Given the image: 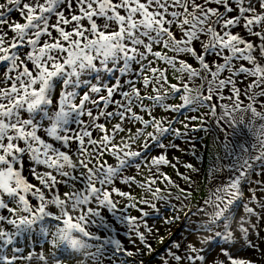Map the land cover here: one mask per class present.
Segmentation results:
<instances>
[{
	"label": "snow or ice",
	"instance_id": "obj_1",
	"mask_svg": "<svg viewBox=\"0 0 264 264\" xmlns=\"http://www.w3.org/2000/svg\"><path fill=\"white\" fill-rule=\"evenodd\" d=\"M0 264H264V0H0Z\"/></svg>",
	"mask_w": 264,
	"mask_h": 264
},
{
	"label": "rangeland",
	"instance_id": "obj_2",
	"mask_svg": "<svg viewBox=\"0 0 264 264\" xmlns=\"http://www.w3.org/2000/svg\"><path fill=\"white\" fill-rule=\"evenodd\" d=\"M169 174H171V170H169ZM174 231H175V229H174Z\"/></svg>",
	"mask_w": 264,
	"mask_h": 264
}]
</instances>
